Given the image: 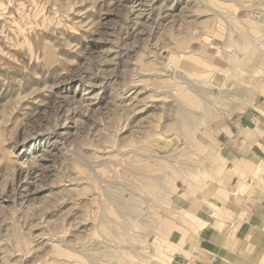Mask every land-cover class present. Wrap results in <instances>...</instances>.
<instances>
[{
    "label": "rangeland",
    "instance_id": "rangeland-1",
    "mask_svg": "<svg viewBox=\"0 0 264 264\" xmlns=\"http://www.w3.org/2000/svg\"><path fill=\"white\" fill-rule=\"evenodd\" d=\"M260 12L264 0H0V264H147L149 221L196 181L264 59L263 29L244 37L227 16L253 27ZM131 191L137 222L103 211ZM112 221L128 233L106 234Z\"/></svg>",
    "mask_w": 264,
    "mask_h": 264
},
{
    "label": "crops",
    "instance_id": "crops-1",
    "mask_svg": "<svg viewBox=\"0 0 264 264\" xmlns=\"http://www.w3.org/2000/svg\"><path fill=\"white\" fill-rule=\"evenodd\" d=\"M197 155L196 181L171 187L149 221L147 264H264V59L242 79Z\"/></svg>",
    "mask_w": 264,
    "mask_h": 264
},
{
    "label": "bare ground",
    "instance_id": "bare-ground-1",
    "mask_svg": "<svg viewBox=\"0 0 264 264\" xmlns=\"http://www.w3.org/2000/svg\"><path fill=\"white\" fill-rule=\"evenodd\" d=\"M153 8V7H152ZM261 10V9H260ZM139 12V11H138ZM24 15V14H23ZM227 22L230 26V28L232 30H241V33L244 37H250V36H255V35H258L259 34V28H262L263 29V33L260 35V37H263L264 36V12H260L258 13L257 16H255V19L253 21V27L252 26H248L247 25V20H243L242 22H239L238 24L234 21L233 18H230L229 16H227ZM140 24V23H139ZM247 25V26H246ZM202 39V37H201ZM204 40L207 41V43L210 41V39L208 38V36L204 37ZM258 41V39H257ZM206 44V43H205ZM221 76V75H220ZM102 79V78H101ZM226 80V79H225ZM218 81V80H217ZM217 81H213V82H217ZM220 82L222 83H225L223 80H220ZM96 96V95H95ZM182 96L184 97H188L186 96L185 94H182ZM185 99V98H184ZM185 101L191 103V104H198V106L200 105L201 108L205 109L207 107V104L210 102L209 100L207 99H198L197 100H193L191 99L190 97L186 98ZM96 106V105H95ZM68 114V113H67ZM181 114V113H180ZM180 119H183V121L181 122V120L178 121L177 123V129L178 131H181V132H184V133H187L188 130H189V127L187 123H189V119L187 117H185V114H181V118ZM55 129V128H54ZM53 131V130H52ZM55 131V130H54ZM51 133V132H50ZM54 133V132H53ZM66 133V132H65ZM62 134V133H60ZM67 134V133H66ZM56 135V136H55ZM57 136H59L60 138V135L59 133L58 134H54L53 135V138H54V142H55V139L57 138ZM51 137V136H50ZM48 140V138L46 139ZM59 142V141H58ZM54 144V143H53ZM53 146V145H52ZM51 147V146H50ZM50 150H52L51 148L47 151V150H44L42 151V153L44 154H41L45 157V155L47 153L50 154ZM42 156V157H43ZM47 156V155H46ZM50 156V155H49ZM51 156H52V153H51ZM138 157V156H137ZM139 158V157H138ZM135 159V158H133ZM132 159V160H133ZM135 163H139L137 161H135ZM150 166V165H149ZM135 167V166H134ZM147 167V166H146ZM149 168V167H147ZM152 168H155V166H153ZM133 169V171L136 169V168H133L131 166V170ZM140 170V169H139ZM155 170V169H154ZM32 172V171H31ZM136 172V171H135ZM138 172H136L137 174ZM31 174V173H29ZM139 174V173H138ZM15 175V173H14ZM28 175V174H27ZM26 175V176H27ZM138 176V175H135V177ZM141 177V174L139 175ZM138 176V177H139ZM145 176H146V173H145ZM31 177V176H30ZM140 177L138 178L141 182V180H143L142 178L140 179ZM155 179V178H154ZM144 181V180H143ZM142 181V182H143ZM148 181L151 182V179ZM163 181V180H162ZM153 182V181H152ZM145 183V182H144ZM142 185V188H143V191H145L146 193H152L153 191V186L150 185V183H146ZM164 183V182H163ZM19 184V183H18ZM131 188V187H130ZM136 188V187H135ZM132 189V188H131ZM137 189V188H136ZM141 189V188H140ZM131 195L127 196V197H123L120 193H112L111 195H109L107 197V202L103 205V211L106 212L108 210H110V213L115 216V217H121L122 219H127V224L129 222H131L130 224H134L136 221L135 219V214L138 212V210L140 209V205H141V200L139 198H137L136 196H134L135 193H133L131 191ZM143 199V198H142ZM63 200V199H62ZM144 200V199H143ZM61 201V200H60ZM145 201V200H144ZM74 215V214H73ZM116 225H119L118 227ZM131 225H128V226H131ZM120 224H116V222L112 221L110 225H104L102 227V230L106 233V234H110V235H113V236H116V234H126L128 233V230L125 231V230H122ZM96 233L100 234L101 233V229L100 227L96 228ZM57 247V246H56ZM58 248V247H57ZM74 255L76 256L77 254L74 253ZM86 254H80V255H77L76 256V259L77 260H80L83 259L84 261H93V260H96L97 257H87L85 256ZM80 261H77L80 263ZM75 263H76V260H75Z\"/></svg>",
    "mask_w": 264,
    "mask_h": 264
}]
</instances>
